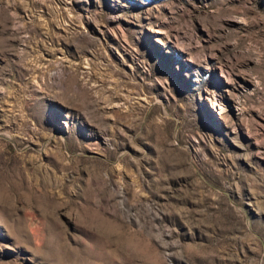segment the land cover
I'll return each mask as SVG.
<instances>
[{"label": "rangeland", "instance_id": "rangeland-1", "mask_svg": "<svg viewBox=\"0 0 264 264\" xmlns=\"http://www.w3.org/2000/svg\"><path fill=\"white\" fill-rule=\"evenodd\" d=\"M0 264H264V0H0Z\"/></svg>", "mask_w": 264, "mask_h": 264}]
</instances>
